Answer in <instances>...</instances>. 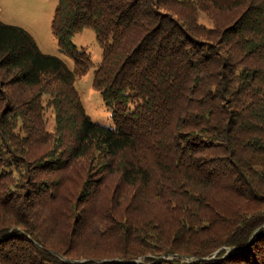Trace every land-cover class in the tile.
I'll list each match as a JSON object with an SVG mask.
<instances>
[{"label": "trees", "instance_id": "1", "mask_svg": "<svg viewBox=\"0 0 264 264\" xmlns=\"http://www.w3.org/2000/svg\"><path fill=\"white\" fill-rule=\"evenodd\" d=\"M85 27L110 124L76 86ZM51 29L73 68L0 20V264H264V0H58ZM70 175L102 215L55 233L34 210Z\"/></svg>", "mask_w": 264, "mask_h": 264}, {"label": "rangeland", "instance_id": "2", "mask_svg": "<svg viewBox=\"0 0 264 264\" xmlns=\"http://www.w3.org/2000/svg\"><path fill=\"white\" fill-rule=\"evenodd\" d=\"M57 2L58 0H0V20L8 24L18 25L25 28L33 36L42 52L57 55L63 59L70 68H73V58L60 50L58 41L51 29V21ZM71 40L77 48L84 49L86 52H88L92 60V65L88 71L84 75L78 76L76 79V86L82 98L84 107L93 121L110 124V113L105 110L99 92L92 86L94 71L102 60V48L95 37L94 30L90 27H85L81 31L72 35ZM46 119L47 128L51 129L55 122L54 116L49 109H46ZM20 126L21 123H19L18 128ZM54 139L55 138L52 137L51 144H54ZM66 145L67 144L64 142L63 144H60V147L64 148ZM53 148L59 153L60 148L56 146ZM96 152L97 151H94V153ZM100 162L101 160L99 156L94 154V160H92V164H94V166H98L100 165ZM21 180L26 181V179L20 177L18 181ZM72 180L73 176L63 184L65 189L62 191V193L57 195L55 200L42 203L40 207H37L34 210L36 214H33V216H35L36 219L37 217L38 219L39 217H43L44 222L41 223V226L45 227L47 230L51 229L57 233L64 222V215H61V213L64 211H68L67 223L68 225L71 224V226L75 221L77 222V220L80 221L85 219L86 215L88 214L94 213V216L97 217L102 215L103 210L101 207H103V205L101 202L97 201L101 193L97 195L96 200L94 201L92 195H96V192H91L89 189L87 190L86 187H84V190L83 188L80 190V187L78 186L79 182H72ZM89 181L93 182L94 178H91ZM28 183L30 182L28 181ZM70 188L74 189L72 190ZM25 191H27V189L24 191L22 190L23 193H25ZM69 194H73V198H71ZM92 201L93 204L91 205ZM30 202L32 205L33 201L30 200ZM138 213L140 214L141 212ZM37 223L39 224L40 222L37 220ZM87 231L86 234H83V236L87 237L88 240L96 241V230H94L92 233ZM144 231L149 237L147 240H143L142 236H137L140 237V239L134 237L132 242H140V244H144L145 246V244H147L151 238H154L156 237L155 235L161 233L153 230L150 227H147ZM142 240L143 242H141ZM171 240L172 238H169L168 242ZM110 243L113 245L117 244L115 241H111ZM159 243H165V240L158 241L157 244ZM75 244L79 245V243ZM107 245H109V243H98L94 246L104 249L108 247ZM97 255L103 256V253H98Z\"/></svg>", "mask_w": 264, "mask_h": 264}, {"label": "water", "instance_id": "3", "mask_svg": "<svg viewBox=\"0 0 264 264\" xmlns=\"http://www.w3.org/2000/svg\"><path fill=\"white\" fill-rule=\"evenodd\" d=\"M230 250H232V249H230Z\"/></svg>", "mask_w": 264, "mask_h": 264}]
</instances>
